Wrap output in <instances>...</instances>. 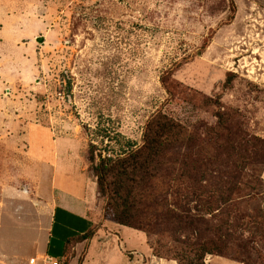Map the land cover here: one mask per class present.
I'll return each mask as SVG.
<instances>
[{"label":"rangeland","instance_id":"374dc122","mask_svg":"<svg viewBox=\"0 0 264 264\" xmlns=\"http://www.w3.org/2000/svg\"><path fill=\"white\" fill-rule=\"evenodd\" d=\"M220 110L229 133L200 156L217 190L215 215L200 206L201 222L184 228L163 213L199 205L187 196L176 204L165 190L155 206L162 240L201 242L216 228L225 250L206 264H264V0H0V264H50L54 202L48 167L33 155L52 160L54 140L97 184L91 143L140 145L161 111L187 129L178 150L192 155ZM106 203L97 184L101 220L113 222ZM117 227L133 261L143 256L146 233ZM125 250L110 264H128Z\"/></svg>","mask_w":264,"mask_h":264},{"label":"trees","instance_id":"16d2710c","mask_svg":"<svg viewBox=\"0 0 264 264\" xmlns=\"http://www.w3.org/2000/svg\"><path fill=\"white\" fill-rule=\"evenodd\" d=\"M170 77V73L161 77V82L169 93ZM232 81L233 75L229 73L224 87H229ZM216 116L219 120L217 126L205 128L206 139L202 144L196 145L192 155L178 150L191 139L187 129L161 111L148 121L140 145L124 137L125 141L117 151L99 150L97 145L91 143L89 160L97 177L98 190L107 200V215L118 224L145 232L154 255L175 260L177 264H206L207 255H221L225 250V238L216 228L213 236L201 242L189 243L185 238L176 239L174 244L169 245L162 240L166 232L159 227L162 212L155 211L161 195L167 190L176 196V204L184 202L187 196L199 205L190 211L182 208L181 212L170 210L163 213L165 216L175 217L184 228L201 222L200 206L208 214L215 215L217 209L213 203L217 190L210 188L207 179H204L209 165L200 156L201 152L210 155L211 149L218 148L222 130L229 133V128L224 123L225 112L220 110ZM100 132L103 137L109 136L105 130ZM120 136L117 134V138ZM188 161L190 165L187 164ZM189 170L196 175L202 174V177L186 179L185 172Z\"/></svg>","mask_w":264,"mask_h":264},{"label":"crops","instance_id":"0c3cea01","mask_svg":"<svg viewBox=\"0 0 264 264\" xmlns=\"http://www.w3.org/2000/svg\"><path fill=\"white\" fill-rule=\"evenodd\" d=\"M42 127V126H41ZM40 128V127H38ZM44 128V127H42ZM61 142V141H60ZM58 140H54L55 151L52 160L33 155L47 166V195L54 202L51 218V229L48 235L46 255L54 259H77L80 264H110V261L121 252L128 253L131 258L128 264H177L175 260L159 258L147 243V235L143 232L146 253L133 261L135 250L122 248L125 240L120 227L112 221L101 220V212L96 204L97 184L79 168V163L65 157L58 149ZM51 160V162H50ZM119 228V229H117ZM91 231L93 234H91ZM96 248L93 251V245ZM93 254V255H92ZM69 264V260H68Z\"/></svg>","mask_w":264,"mask_h":264},{"label":"built area","instance_id":"2783aa9c","mask_svg":"<svg viewBox=\"0 0 264 264\" xmlns=\"http://www.w3.org/2000/svg\"><path fill=\"white\" fill-rule=\"evenodd\" d=\"M47 260L50 262V264H62L60 259H54V258L47 257Z\"/></svg>","mask_w":264,"mask_h":264},{"label":"water","instance_id":"95a60500","mask_svg":"<svg viewBox=\"0 0 264 264\" xmlns=\"http://www.w3.org/2000/svg\"><path fill=\"white\" fill-rule=\"evenodd\" d=\"M39 41H43V37H40V38H39Z\"/></svg>","mask_w":264,"mask_h":264}]
</instances>
